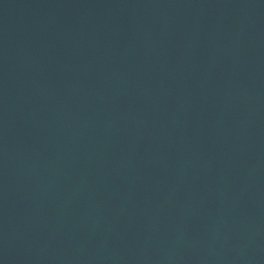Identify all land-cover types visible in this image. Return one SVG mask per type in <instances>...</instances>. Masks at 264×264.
Returning <instances> with one entry per match:
<instances>
[{"label": "water", "instance_id": "95a60500", "mask_svg": "<svg viewBox=\"0 0 264 264\" xmlns=\"http://www.w3.org/2000/svg\"><path fill=\"white\" fill-rule=\"evenodd\" d=\"M0 264H264V0H0Z\"/></svg>", "mask_w": 264, "mask_h": 264}]
</instances>
